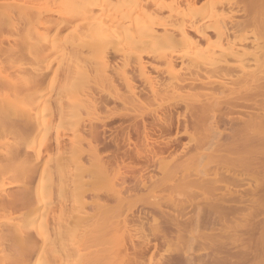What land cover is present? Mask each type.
I'll use <instances>...</instances> for the list:
<instances>
[{
	"label": "bare ground",
	"instance_id": "6f19581e",
	"mask_svg": "<svg viewBox=\"0 0 264 264\" xmlns=\"http://www.w3.org/2000/svg\"><path fill=\"white\" fill-rule=\"evenodd\" d=\"M238 12L244 14L240 19L235 18ZM139 88L147 93L139 94ZM151 106L159 108L155 114ZM182 109L190 111L187 118L182 117ZM119 111L128 118L126 122L129 117L133 122L142 119L138 120L141 129L136 127L144 142L157 131L170 132L168 140L153 146L147 141L144 144L150 148L136 150L146 159L143 172L188 128L200 129L203 136L181 161L159 162V177L150 183H143L144 174L136 177L147 191L141 189L148 209H155L154 213L158 207L160 216L167 217L163 216L164 230H152L160 232L158 236L150 235L151 229L146 233L147 215L142 214L148 209L137 211L134 201L123 200L122 186L113 190L114 206L101 202L98 193L92 196L95 211L89 213L94 207L89 204L87 209L86 194L94 186L86 185V173L67 179V170L86 161L89 165L82 167L94 168V179L101 174L113 188L115 180L104 171L100 137L106 122ZM146 112L152 114L149 123L146 116L151 115ZM222 117L224 122L232 121L225 138L220 130ZM202 162L212 167L206 165L208 171L193 176L190 169ZM85 169L81 168L92 171ZM261 177L264 0H0V264H98L99 255L129 251L134 261L138 256L135 263L142 264L140 256L165 243L172 248V239L166 238L173 230L176 240L189 241L206 216L214 215L208 219L224 228L246 216L264 214ZM249 179L259 182L248 189ZM96 184L105 186L101 181ZM193 192L204 200L199 197L189 205L185 198L179 200ZM63 194L70 199V210L65 209L66 200V207L53 201L54 196L64 198ZM164 204L176 214L169 208L172 213H166ZM259 222L254 264H264V219ZM184 234L191 235L187 239ZM238 235L229 240H238ZM221 238H214L212 244L221 245ZM243 238L240 241H246ZM248 253L237 255L243 260ZM193 258L185 264H194ZM180 259H165V264H180Z\"/></svg>",
	"mask_w": 264,
	"mask_h": 264
},
{
	"label": "rangeland",
	"instance_id": "374dc122",
	"mask_svg": "<svg viewBox=\"0 0 264 264\" xmlns=\"http://www.w3.org/2000/svg\"><path fill=\"white\" fill-rule=\"evenodd\" d=\"M242 11V10H241ZM242 13V12H241ZM239 14V12L238 13H236V15L238 14V16L236 17L235 16V18L236 19H240V18H242V14ZM244 15V14H243ZM240 16V17H239ZM239 17V18H238ZM141 90H142V88H141ZM140 90V88H139V90L138 91H140L139 92V94H141V95H145V93H147V90H146V92L145 91H141ZM155 106V105H154ZM154 106H151V108H154ZM156 107V106H155ZM150 108V109H151ZM155 109L156 108H154V110H153V114H155L156 113V111L159 109V108H157L156 109V111H155ZM122 110V109H121ZM155 111V112H154ZM122 112H123V110H122ZM151 112H152V109H151ZM151 112H149V113H147L146 112V115L147 114H149V115H151V116H146V120H147V122L149 123V121H151V118H152V114H151ZM105 113V112H104ZM104 113H103V115H104ZM107 113V112H106ZM119 114H121V117H120V115L119 114H117L116 115V113H115V115L117 116V117H113L112 119H109L106 123H107V127L105 126V129L106 130H104V131H102L101 132V134L103 135H101V137H100V139H101V144H100V146L102 147V150H101V154L103 155L102 157H103V159H102V163H103V167H105L104 168V171L106 170V172H107V176H109V179H113V180H115L114 181V184H113V182H112V184H110V185H112L113 186V188H110V186H109V184H107L106 183V181L104 182L103 180H102V178L100 177L101 176V174H98V175H100L99 177H100V179L101 180H99V177H96L95 179H94V177L92 176V174L93 175H95V173H94V171L93 170H95L94 168H92V169H90V168H83L85 165L86 166H88L89 165V163L87 164L86 163V161L84 162V164H79V165H82V166H77V165H73L74 166V168L77 166V167H81L82 169H85V170H88V169H90V170H92V171H82L81 170V168L80 169H76L75 168V170H74V168L73 169H69V170H67L68 171V174H69V176H70V178H67V179H71V178H75V176H76V178L78 177V175L77 174H79L80 172H85L86 174V176L85 175H83V177H84V179L83 180H87V182H85L86 183V185L88 184V185H92V186H90V188L91 187H93L94 186V190H93V188H92V190H93V192L90 190V192H88L87 194H86V197L88 198L87 199V201H88V204H87V209H89L90 207H88L89 206V204H90V206H92V207H94L93 209H92V211H91V209L90 210H87L88 212L90 211V212H94L95 210V203H94V201L92 200V196H93V199L94 198H96V197H99V199H101V200H103V201H101V202H106V204H108V206H114V204L116 205V203H117V199L115 198V196H114V188L115 189H120L121 190V188H122V190L121 191H123L122 192V195H124V196H122V198H123V200L124 199H126V201H128V200H131V201H134V203H135V206H134V209L135 210H137L138 211V209L140 210L141 208H143V210H145V209H148L149 207H147V205H146V202L144 203L143 201H145V200H147L148 198L145 196V194L147 193V191L141 186L142 184H140V183H138V179H139V177H140V174H142V176H143V174H144V180H143V183L144 182H147V183H150V181H152V180H154V179H156V178H158L159 176H158V174L161 172L160 170H161V165H163V164H166V163H169V162H171L172 160H174L175 161V159H178L179 161H181L182 159V157H186V155L187 154H189L188 152L189 151H191V149L192 148H195L196 147V145L198 146L200 143H201V141L199 142V138L200 137H203L202 136V133L201 132H199L200 131V129H195L194 130V128H188L189 129V132L188 133H183L182 135H180L179 136V138H175V140L173 141V139H172V141H173V143L174 144H170L171 146H170V148L167 150V151H165L164 153H162L159 157H158V159H156L155 158V161L157 160L158 162H154L150 167L151 168H149L147 171L146 170H144V172H143V169L144 168H146V167H144L145 166V164H147V163H145L146 161H144V160H146L145 159V157H143L142 158V156H144V155H142L141 157L140 156H138L137 155V151L136 150H138V152L140 151V150H142L143 151V149H145V147H146V144H144V143H146L147 141L148 142H150L152 145H150V146H153V145H155L156 143H158V142H161V141H163V140H168L167 138L169 137V133L170 132H166L165 131V133H161V131H157V132H155V134H153L151 137L152 138H150L149 140H147L146 142H144L145 141V139H142V137H141V132L140 133H138V128H140V127H142V124H139V123H141V121H142V119L140 120L139 118L136 120V122L135 123H137V124H135L132 120H133V118L132 119H130L131 117H129V121L128 122H126V121H124L126 118H124V116H122V113H120V111L118 112ZM140 113V112H139ZM106 115V114H105ZM104 115V116H105ZM145 115V114H144ZM190 115V111L188 112V110H185V109H182V117L183 118H187V116H189ZM116 118V119H115ZM227 118V117H226ZM148 119H150V120H148ZM224 119H225V116H224ZM224 119H223V117H222V120H221V124H220V130L221 131H223V135H224V137H223V135H222V138H225V137H227L228 136V134L225 136V134L226 133H231V131L229 130V129H231L232 127H230V126H232V124L230 125V124H228V123H232V121H230V120H228V118L226 119L227 120V122L225 121L224 122ZM126 120H128V118L126 119ZM131 120V121H130ZM138 120H140V122L138 121ZM229 121V122H228ZM123 122V123H122ZM131 122H133L134 123V126L133 127H130V126H132L131 124H133V123H131ZM139 122V123H138ZM131 123V124H130ZM225 123V124H224ZM122 126H121V125ZM128 125H129V127H128ZM136 125H138L139 127L137 128L136 127ZM141 125V126H140ZM125 126V127H124ZM224 126V127H223ZM228 126H229V128H228ZM227 127V128H226ZM124 128V129H123ZM126 128V129H125ZM132 128V129H131ZM133 128H135L134 130H133ZM102 129V128H101ZM131 129V130H130ZM141 129V128H140ZM224 129V130H223ZM225 129H228V130H225ZM100 130V129H99ZM137 130V131H136ZM197 130H199V131H197ZM202 130V129H201ZM128 131H131V132H128ZM135 131V132H134ZM202 131H204V129L202 130ZM137 132V133H136ZM162 132H164V131H162ZM174 133H175V130L173 131ZM200 134H199V133ZM128 133V134H127ZM129 134L131 135V136H129ZM204 134H205V131H204ZM127 135V136H126ZM201 135V136H200ZM132 137L131 139H129V137ZM142 136H143V134H142ZM125 137V138H124ZM219 139V138H218ZM202 140V139H201ZM130 141H131V143H130ZM147 142V143H148ZM153 143H155V144H153ZM195 146V147H194ZM144 147V148H143ZM142 148V149H141ZM146 148H150V147H146ZM140 149V150H139ZM146 150V149H145ZM193 150V149H192ZM136 151V152H135ZM135 152V153H134ZM132 153V154H131ZM135 154V157L137 158V159H134L133 160V158H135L133 155ZM186 154V155H185ZM185 155V156H184ZM131 156H132V159H131ZM139 157V158H138ZM181 157V158H180ZM143 160H142V159ZM138 159H140V160H138ZM184 159V158H183ZM136 160H137V162H136ZM178 160L176 161V162H178ZM139 161V162H138ZM142 162V164H141V162ZM174 161H172L171 163H174ZM205 161V160H204ZM207 161V160H206ZM81 163H83V161H80ZM79 161H78V163H80ZM159 162H161V165H160V163ZM136 163V164H135ZM145 163V164H144ZM138 164V165H137ZM142 165V166H141ZM207 166H209V168H211L212 167V164H209L208 165V163L206 164ZM206 165H205V163L203 164V162H202V164H201V166H199V165H195V167H192L191 169H190V173L193 175V176H197V175H195V173L196 174H199V175H201V173H202V175L204 174V172H205V170H209V168L208 167H206ZM210 165H211V167H210ZM85 166V167H86ZM71 167V166H70ZM142 167H144L143 169H142ZM208 168V169H207ZM204 169V171H202ZM192 170V171H191ZM67 171L65 172H63V173H67ZM202 171V172H201ZM90 172V173H89ZM95 172H96V170H95ZM109 172V173H108ZM77 173V174H76ZM98 173H100V171L98 172ZM104 173V172H103ZM67 174V175H68ZM131 174H133V175H131ZM257 174L258 173H256V175H255V172H254V174H252V175H254L253 177H254V179L256 178L255 176H257ZM48 177H50V173H47L46 174ZM74 175V176H73ZM97 175V176H98ZM131 175V176H130ZM201 175V176H202ZM66 175H64V177H65ZM73 176V177H72ZM87 176H89V178H87ZM111 176V177H110ZM139 176V177H138ZM158 176V177H157ZM251 176V175H250ZM249 176V177H250ZM263 176V175H262ZM59 177V176H58ZM86 177V178H85ZM92 177V178H91ZM123 177H127L126 179H122ZM132 177V178H131ZM134 177V178H133ZM136 177H138V179L136 178ZM198 177V176H197ZM253 177H251L250 179H252ZM259 177H260V175H259ZM258 177V178H259ZM75 178V179H76ZM79 178V177H78ZM77 178V179H78ZM80 178H81V175H80ZM135 178L137 179V180H135ZM262 178H264V177H261L260 179H262ZM65 179V178H64ZM91 179H92V182H90L91 181ZM97 179V180H96ZM250 179L248 180V184H247V186H246V188H248L249 187V185H250V187L251 188H254L255 187V185H256V183H258L257 181H256V183L254 182L255 180L254 179H252V180H254V181H250ZM257 179V178H256ZM89 180V181H88ZM127 180V181H126ZM66 181V180H65ZM101 181V183H105V186L104 185H102V184H99V185H101L104 189H102V187H100L99 189H100V192H99V189L97 188V187H99V185L98 184H96V183H99ZM137 181V182H136ZM262 181H263V179H262ZM84 182V181H83ZM88 182H90V184L88 183ZM94 182V183H93ZM115 182H117V183H115ZM125 182V183H124ZM119 183H121V184H119ZM124 183V184H123ZM262 183V182H261ZM96 184V185H95ZM106 184H107V186H106ZM251 184H252V186H251ZM254 184V185H253ZM263 185H264V181H263V183H262ZM117 185H118V187H117ZM126 186L125 188H124V186ZM136 185V186H135ZM259 184H257V186H258ZM97 186V187H96ZM108 186H109V188H108ZM111 186V187H112ZM122 186V187H121ZM254 186V187H253ZM105 187H107V188H105ZM121 187V188H120ZM245 187V186H244ZM96 188H97V190H96ZM127 188V189H126ZM140 188V189H139ZM250 188V189H251ZM106 189H107V191H106ZM144 190V191H146V193L145 192H143L142 190ZM249 189V188H248ZM101 190H103V191H101ZM105 190V191H104ZM108 190H110V191H108ZM112 191V192H111ZM141 191V192H140ZM109 193V194H105V193ZM96 193H98L97 194V196L95 195ZM112 193V195H110ZM192 193V192H191ZM191 193H188V194H191ZM195 194V197L194 196H192V195H194ZM198 194L200 195V196H198ZM64 195V198H58L57 196H54V197H56V199L53 197V201H54V203L56 202V205H58V207H59V202L61 201L62 203H60V205L62 204V205H64V207H66L65 206V204L67 203V208H69V205L68 204H71V202L70 201H67V200H70V199H68L69 197L67 196V200H66V198H65V194H63ZM96 197H95V196ZM106 195H108V196H106ZM142 195V196H141ZM143 195H144V197H146L145 198V200H143L144 198H142L143 197ZM158 195H159V193H158ZM161 195V194H160ZM190 197H192V199H190V200H188L190 197H189V195H183V196H180L181 198H179V200L181 199H183V198H185V202L186 201H190V202H186L185 204L186 205H189V203H193L191 200H195V201H198V199H202V200H204L203 198H202V196H201V194L200 193H195V192H193V194H192ZM203 195V194H202ZM114 196V197H113ZM161 196H163V195H161ZM186 196H188V199L186 198ZM196 196H198V198L196 197ZM204 196V195H203ZM63 197V196H62ZM136 197H141V199L139 198H136ZM183 197V198H182ZM200 197V198H199ZM157 198H160V196H158ZM59 199V200H58ZM60 199H62V200H60ZM111 199V200H110ZM113 199V200H112ZM154 199V198H153ZM155 199H156V197H155ZM154 199V200H155ZM56 200V201H55ZM67 202H66V201ZM92 200L93 201V205H92V201L90 202V201ZM157 200V199H156ZM166 200V199H165ZM164 199H162L161 200V202H163V201H165ZM65 201V202H64ZM108 201V202H107ZM65 204H64V203ZM70 202V203H69ZM111 202V203H110ZM116 202V203H115ZM165 202H167L168 203V201H165ZM126 203V202H125ZM167 203H165V204H167ZM196 203V202H195ZM105 204V203H104ZM144 204H145V206H144ZM164 204V208L163 209H165V211H167L166 213H169V212H171L170 210L172 209L171 207H169L168 205H165ZM170 205V204H169ZM165 206H167V207H165ZM91 207V208H92ZM193 207H194V205H193ZM67 208H65L66 210H70V208L69 209H67ZM158 208V207H157ZM156 208V213L154 212V213H152L153 211L152 210H155V209H148L147 211H144L143 212V216L144 215H147V223L146 224H148V225H146L145 224V229H146V233H149V231L148 230H150L151 231V233H150V235H152L153 233L155 234V232H153V231H155V230H157V231H159V229L161 228V230H164L165 229V227L164 226H166L167 224H166V220H164V218H165V216H164V214H163V216H164V218H163V216L161 217L160 216V214H162L161 213V210H160V208H159V210ZM167 208V209H166ZM168 208L170 209L169 210V212H168ZM66 210H65V214H66ZM94 210V211H93ZM149 210H151V213L148 215L147 214V212L149 211ZM174 209H172V212H174V214H176V212L175 211H173ZM137 211H136V213H137ZM164 211V212H165ZM67 212H69V211H67ZM89 212V213H90ZM146 212V213H145ZM171 212V213H172ZM194 212V211H193ZM190 213V212H189ZM189 213H188V216H189ZM246 213L248 214V211H246ZM190 214H192V212L190 213ZM194 214H196L195 212H194ZM208 215V214H207ZM209 215H211V214H209ZM193 216V215H192ZM214 217V215H211L210 217L208 216V218H211V219H213V217ZM262 216V217H261ZM187 217V216H186ZM185 217V218H186ZM207 217V216H206ZM205 217V219H200V221L202 220L203 222H204V220H205V224L201 221V223H200V228L198 229V227H196L198 230H194L193 231V233H195V234H193V235H191V234H184L185 235V237L188 239L189 237H187V236H189V235H191V237L192 236H194V235H196L195 237H193V238H196L197 237V239L195 240V239H191V237H190V239L191 240H193L192 241V243L191 242H189V241H191L190 239H189V241H186V239L184 240V241H178V240H176L177 239V236L178 235H176V233L177 232H175L174 230L172 231V233H169L167 236V238L166 239H172V245L173 246H171V244H169L170 246L169 247H172V248H167V246L168 245H166V243L165 244H163V246H160V248L159 249H157V250H154L153 252L155 253H152V252H150V253H148V255L147 254H144L143 255V257H139V259L140 260H143L142 261V264H158V263H160V262H162V263H160V264H165V259H167L166 261H171V260H178V258L180 259V258H182V261H180L181 263L180 264H185V262H186V260L187 259H192L193 257V259H194V264H207V263H209V264H215L216 262H217V259L218 258H220V259H218V262L217 263H219V264H230L229 262H231L232 264H237L238 262L239 263H241V264H246V262H247V264H254V260L256 261V258L254 259V256H256V255H258L259 254V251H258V246H257V242H256V240H257V237H259L260 236V228L259 229H257V226L256 225H258V226H260V222L259 221H262L263 219H264V214H262V215H260L258 218H250V216L248 217V219H247V216H246V220H244V219H242V220H240V221H238V222H236V224L235 225H233V223H232V225H230L229 227H224L223 228V226L221 227L222 228V230H221V228H219L220 226H219V224H218V226H216L217 224H215V222H214V220H210V219H208V218H206ZM257 217V216H256ZM170 218V217H169ZM184 218V219H185ZM249 218L251 219V223L252 222H254V223H252L253 225H251V223H248V221H250L249 220ZM263 218V219H262ZM165 219H167V217L165 218ZM259 220L258 222L256 221V220ZM244 220V221H243ZM149 221V222H148ZM212 221L214 222V224L212 223ZM245 221H246V223H245ZM238 223H240V224H238ZM243 223L245 224V225H243ZM249 224H250V226H249ZM215 225V226H214ZM148 226H149V229H148ZM206 227V228H204V227ZM252 226V227H251ZM164 227V229H162ZM167 227V226H166ZM217 229H216V228ZM247 227V228H246ZM251 227V228H250ZM91 228V227H90ZM195 228V227H194ZM249 228V229H248ZM256 228V229H255ZM201 229V230H200ZM220 229V230H219ZM246 229V230H245ZM253 229H254V232H253ZM153 230V231H152ZM160 230V231H161ZM250 230H252V232L250 231ZM255 230H256V232H259V233H255ZM157 231H156V233H157ZM183 231V230H182ZM196 231V232H195ZM247 231V232H246ZM181 232V231H180ZM180 232H178V234L180 233ZM186 232H189L188 230L186 231ZM219 232V233H218ZM222 232H224L225 234H223ZM243 232V233H242ZM158 233H160V232H158ZM158 233L157 234H155L156 236H158ZM162 233V232H161ZM181 233H185L184 231L183 232H181ZM214 233V234H213ZM217 233V234H216ZM244 233H246V234H244ZM154 234L152 235V236H154ZM170 234H172V235H170ZM205 234V236H203ZM206 234H208L207 236H206ZM227 234H228V236H227ZM229 234H231V236L229 235ZM239 234V235H238ZM240 234H244V236H242V235H240ZM248 234H250V235H248ZM258 234V235H257ZM171 237H170V236ZM176 235V236H175ZM180 235V234H179ZM182 235V234H181ZM220 235V236H219ZM222 235H224L225 237H228V239L227 238H225L224 236V238L222 237ZM234 235H238V236H240L239 238H238V240H229V238H231L232 236H234ZM172 236L175 238V240L177 241V242H175V243H178L177 245L173 242V241H175L173 238H172ZM203 236V237H202ZM219 236V237H218ZM237 236V237H238ZM242 236V237H241ZM251 236H253L252 238L253 239H251ZM201 237V238H200ZM212 237H214V238H218V239H220L221 237V245H217V244H215V243H213L212 244V242H213V240H214V238H213V240H212ZM244 237V238H243ZM246 237V238H245ZM182 238H183V235H182ZM181 238V239H182ZM202 238H204V241H203V239ZM208 238H210V239H208ZM243 238V241L244 240H246V241H244V242H242V240L240 241V239H242ZM255 238V239H254ZM184 239V238H183ZM206 239V240H205ZM195 240V241H194ZM223 240V241H222ZM227 240V241H226ZM252 240V241H251ZM167 241H169V243L171 242L170 240H167ZM166 241V242H167ZM186 241V242H185ZM233 241V242H232ZM254 241V242H253ZM207 244H206V243ZM215 242H217V240H215ZM228 243V245L225 243V246L223 247L222 245H224V244H222V243ZM231 242V244H232V246H230V243ZM235 242H237V243H235ZM242 242V243H241ZM250 242H251V244H250ZM218 243V242H217ZM180 244H182L181 246H182V248L180 247ZM185 244V245H184ZM188 244V245H187ZM209 244V245H208ZM215 244V245H214ZM233 244H235V245H233ZM242 244V245H241ZM254 244H255V246H254ZM165 245V246H164ZM184 245V246H183ZM179 246V247H178ZM226 246H228V247H226ZM254 248H253V247ZM99 247H101V246H99ZM184 247V248H183ZM186 247V248H185ZM217 249V251H214V250H216L215 248ZM230 247H232L231 249H229L228 250V248H230ZM178 248V249H177ZM218 248H220V249H218ZM223 249V252L221 251L222 249ZM252 248V249H251ZM255 248H257L256 249V251L258 252V254H256L257 252L255 251ZM175 249V250H174ZM179 249H181V250H179ZM183 249V250H182ZM213 249V250H212ZM227 249V250H226ZM233 249V250H232ZM248 249H250L251 251H252V253H250V251H248V252H246V250H248ZM178 252H177V251ZM218 250H219V252H218ZM231 250V251H230ZM245 250V252H243ZM179 251H181L180 253H179ZM184 251V252H183ZM224 251H228V252H224ZM230 251V252H229ZM233 251H234V253H233ZM242 253H248L249 254V256H248V254H246L247 255V257L248 258H246L245 257V259H243V260H240V256L239 255H237L238 253L239 254H242ZM253 251H255V252H253ZM220 252H221V254H220ZM235 252H237V253H235ZM217 253V254H216ZM227 253H229L230 255H235L236 256V258H235V256L234 257H232V256H230V255H227ZM232 253V254H231ZM227 256H226V255ZM252 254V255H251ZM124 255V256H123ZM131 255V256H130ZM146 255V256H145ZM192 255H193V257H192ZM195 255V256H194ZM74 256H76V255H74ZM74 256H72V257H74ZM129 256V257H128ZM188 256V257H187ZM229 256V257H228ZM238 256V257H237ZM71 257V258H72ZM98 258H101L99 261V263L98 264H132V262L134 263V264H136L135 262H137V259H138V256H137V259H136V261H134L133 259H135V256H133L132 255V253L129 251V254H127V255H125L124 253H122V255H115V256H113V254H109V253H106V254H104V255H99V256H97ZM145 257V258H144ZM184 257V258H183ZM190 257V258H189ZM197 257V258H196ZM223 257H225V259L223 258ZM251 257V258H250ZM258 257V256H257ZM162 258V259H161ZM173 258V259H172ZM196 258V259H195ZM202 258V259H201ZM228 258V259H227ZM237 258H239V259H237ZM74 259H77V258H74ZM168 259H170V260H168ZM198 259V260H197ZM236 259L238 260V262L236 261ZM247 259V260H246ZM140 260H138L139 262H141ZM175 260V261H176ZM181 260V259H180ZM197 260V261H196ZM203 260V261H202ZM206 260V261H205ZM210 260V261H209ZM213 260L214 261H216L215 263L213 262ZM234 260V261H233ZM240 260V261H239ZM244 260H245V262H244ZM251 260H252V262H251ZM160 261V262H159ZM223 261V262H222ZM236 261V262H235ZM242 261V262H241ZM164 262V263H163ZM173 262V261H172ZM228 262V263H227ZM234 262V263H233ZM171 263V262H170Z\"/></svg>",
	"mask_w": 264,
	"mask_h": 264
}]
</instances>
